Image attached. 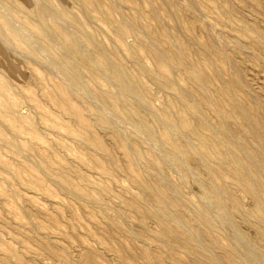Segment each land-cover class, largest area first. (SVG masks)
I'll list each match as a JSON object with an SVG mask.
<instances>
[{
	"label": "rangeland",
	"instance_id": "rangeland-1",
	"mask_svg": "<svg viewBox=\"0 0 264 264\" xmlns=\"http://www.w3.org/2000/svg\"><path fill=\"white\" fill-rule=\"evenodd\" d=\"M50 4L81 26L41 0H0V264H264L232 171L264 203V0ZM178 115L214 148L169 126ZM165 202L180 225L150 211Z\"/></svg>",
	"mask_w": 264,
	"mask_h": 264
},
{
	"label": "bare ground",
	"instance_id": "bare-ground-1",
	"mask_svg": "<svg viewBox=\"0 0 264 264\" xmlns=\"http://www.w3.org/2000/svg\"><path fill=\"white\" fill-rule=\"evenodd\" d=\"M50 1L51 0H41V5L43 7V11L51 14L50 16H53L54 18H59V17L62 16L61 14H64L71 21H73L75 24L80 25L78 19L74 15L68 13V12H70V9L67 6H63L61 10H58L56 7H53L50 4ZM5 26H6V29H8L11 33H14V29H12V26L10 27V25H8L7 23H5ZM65 38L71 44L75 45V43L71 39H68L67 37H65ZM97 52L100 55L101 60L106 63V65L109 68V71L112 74V76L118 81V83L121 85V87L123 89L128 90V91H132V92H136V93L140 92V89H139L138 85H132L131 83L125 81L122 78V76H121L120 72L118 71V69L110 61V59L108 57V54H107V52L105 50L98 49ZM60 67L71 78H73L74 80L78 79L77 75L75 74V69H74V67L72 65L67 64V63H62L60 65ZM105 99L107 100V102H108V104H109L111 109H113L115 111L119 110L118 107H117V102L115 100V97L112 94H110L108 92H105ZM191 114H192V112H191ZM196 114H198V113H196ZM131 122L136 127L142 128V122L140 120H132ZM167 123L171 127H185V128H187L190 132H192L196 136L198 142L204 148H206V149H213L214 148L215 138H209V137H207V136H205L203 134H200V132H199L200 127L203 126L202 123L198 122L197 123L198 124L197 127H191L189 122L184 117H182L181 115L173 116V117L167 116ZM151 134H153V133L151 132ZM165 134H167V133H165ZM165 134H163V135H165ZM164 140H165V138H164ZM165 141H167L170 144L174 145L179 150L183 151L184 149H186V145L178 143L177 141L172 140V138H167ZM166 148H168V147H166ZM174 150H176V149L174 148ZM223 160L225 161V158ZM146 162L149 165L156 166V160L153 159V158L148 157ZM232 171L238 176L239 185H241L242 187H245L251 193V195L253 196V204L251 205V209L248 210V215H250L251 217L255 218L259 222L260 228L257 230V235H258V237L260 239H264V203L262 202L261 194H260V192L257 189L251 188L248 185L246 178L242 174H240L237 171V169H235L233 167ZM223 191L227 192V189L224 188ZM220 194H222V193L220 192ZM217 199H219V197H217ZM165 207L166 208L169 207L167 202H165L163 206L161 205L159 207V209H156V210L154 209V211L153 210H150V211H152L153 213H158L160 215L171 216L173 218V220H174V223H176V225H180L182 223L181 217H177L176 215L172 214L171 211H170L171 213L170 212L167 213L166 210L164 209ZM163 211H164V213H163ZM195 212L199 216V218H201L206 223V230L207 231L214 229V227L216 226L215 217H213L209 212H207V211H205V210H203V209H201V208H199L197 206L195 207ZM260 214H262V216ZM188 232L190 233V236H192V237L194 236V233H193V231L191 229H189ZM226 256H227L226 258H227L228 264H249L247 261L236 259V258L232 257L229 254L226 255ZM249 259H250V257H249Z\"/></svg>",
	"mask_w": 264,
	"mask_h": 264
}]
</instances>
